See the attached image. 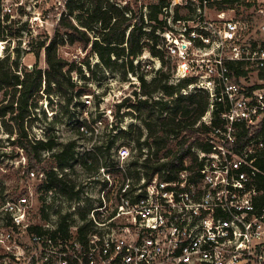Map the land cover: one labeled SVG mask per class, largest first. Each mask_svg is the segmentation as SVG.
Masks as SVG:
<instances>
[{"label": "built area", "instance_id": "1", "mask_svg": "<svg viewBox=\"0 0 264 264\" xmlns=\"http://www.w3.org/2000/svg\"><path fill=\"white\" fill-rule=\"evenodd\" d=\"M12 1L0 0L2 20ZM163 1L173 82L193 77L182 93L208 95L194 125L208 127L207 148L194 143L173 179L127 171L122 151L95 197L75 184L68 198L45 171L23 170L22 190L0 189V264H264V20L252 35L226 9L209 16L222 0Z\"/></svg>", "mask_w": 264, "mask_h": 264}, {"label": "trees", "instance_id": "2", "mask_svg": "<svg viewBox=\"0 0 264 264\" xmlns=\"http://www.w3.org/2000/svg\"><path fill=\"white\" fill-rule=\"evenodd\" d=\"M237 1L239 0H222L217 4V8H232ZM63 3L64 12L60 15L53 34L50 36L46 31L39 33L44 39L39 42L37 53L40 55L44 52L47 68L34 66L18 73L17 62L7 66L8 57L0 58V120L10 134V144L22 148L27 155L28 164L24 171L27 173L37 168L43 170L47 173L51 185L63 195L68 198L80 196V191L75 190V183L65 176L59 177L54 170V166H60L63 170L77 157L75 140L63 143L59 150L53 151L58 144L56 137L47 132L44 139L32 138L29 124L37 119L33 107L37 106L36 100L42 93L55 91L61 95L66 100L61 106V112L66 114L69 112L70 103L77 96L90 93L88 89L80 88L72 76L73 72H81L82 65L85 64L93 75L87 79L93 78L95 72L91 68L89 58L96 55L99 64L105 68L121 70L124 74H135L141 83V93L134 91V94L125 96L115 103L113 112L116 120L139 112L147 130L145 139L140 141L143 130L134 125H131L130 129H120L117 136L126 137L133 127H136L138 133L133 140L139 150H142L143 146L147 148L141 168L148 179L156 174L163 179L175 178L184 165V157L194 156L190 152L194 143L207 148L205 134L208 127L195 128L194 125L207 109L208 95L198 90L183 94L182 89L195 79L186 77L173 82L176 63L172 72L159 68V75H155L151 81H147V73L139 75L135 71L138 66L134 61L145 51L157 57L162 66H166L167 59H171L162 35L167 28L162 15L165 2L155 0L149 6L146 16L142 6L136 5L135 8L128 0L124 4L118 0H63ZM254 3L256 0H250L247 4ZM9 17L6 15L5 20L0 18L1 39L6 38L8 30L11 29L8 24L11 22ZM28 26V22H24L20 28ZM160 29L161 33L158 32ZM65 45H78L86 54L81 60L70 61L60 52V48ZM155 92L158 94L154 95ZM94 121L95 119L78 120L76 124L78 128L87 126L92 129ZM110 147L108 144L107 148ZM96 149L99 150L100 147ZM95 150L90 151L91 157L96 156ZM43 151H53L52 163L41 167ZM1 155L3 154L0 153ZM140 155L142 156V153ZM140 155L132 161V168L138 165ZM18 172L16 171V174ZM19 180L17 177V182ZM62 226L65 227L64 222Z\"/></svg>", "mask_w": 264, "mask_h": 264}, {"label": "rangeland", "instance_id": "3", "mask_svg": "<svg viewBox=\"0 0 264 264\" xmlns=\"http://www.w3.org/2000/svg\"><path fill=\"white\" fill-rule=\"evenodd\" d=\"M118 1L124 4V0ZM128 1L135 8H137L136 5L142 6L146 16L149 6L155 0ZM249 1L239 0L232 8H226L227 16H235L240 19L246 23L252 35H258L257 27L264 20V0H256V3L252 5L247 4ZM17 3L13 2L12 16L9 17L11 22L8 24L11 25V29L8 30L6 38H0V58L8 57L7 66L15 65L14 63L17 62L18 73H23L34 66L45 69L47 64L44 52L42 51L40 55L37 53L39 42L44 39V36H40L39 33L46 31L50 36L53 34L54 27L64 12L63 0H19ZM216 8L217 5L211 6L208 12L210 17L214 16ZM179 13L187 15L189 12L182 8ZM24 22H28L29 26L24 29L20 28ZM158 32L161 33L162 29ZM60 52L70 61L81 60L86 54L78 45L62 46ZM89 60L91 68L95 72L94 77L87 79L93 75L85 64L82 65L81 72H73L72 77L80 88L88 89L90 93L77 96L70 103L68 114L61 112V106L66 102L61 95L55 91L48 94L42 93L36 100L37 106L33 107L37 119L29 124V133L32 138H45L47 132L54 135L58 144L53 151L59 150L61 144L75 140L77 157L70 161L63 170L60 166L58 167L68 179L84 189V192H87L90 197H95L99 188L102 187L99 180L102 167H112V171H117L113 167L119 163L122 151H128V157L131 160L137 159L142 153L136 167L125 165L127 171L137 172L142 167L141 163L146 156L147 148L143 146L142 150H139L136 141L133 140L138 133L136 127H133L126 137H118L119 130L130 129L131 125L141 127L143 130L141 142L145 139L147 130L139 112L118 120L114 117L113 112L115 103L121 101L125 96L134 94V91H137L138 94L141 93L139 78L132 73L124 74L121 70L105 68L99 64L96 55L90 56ZM167 60V65L162 66L157 57L145 51L134 61L138 66L135 71L139 75L147 73L145 77L147 81H151L155 75H159V68L172 72L173 65L177 63V60L174 57ZM153 86L154 84L151 88ZM157 94L158 92L154 93V95ZM88 100L90 102H87ZM86 119H95L92 122L93 128L90 129L87 126L78 128L77 121ZM107 122L108 124H106ZM9 136L10 134L7 133L0 120V153L3 154L0 156V189L19 191L24 188L26 182L25 177L22 176L28 160L26 165L17 164L18 157L22 154L20 150L10 144ZM14 137L15 135L12 136V138ZM108 144L111 145L109 149L107 148ZM97 147L100 149L97 150ZM14 150L15 152H13ZM93 150L96 151L95 157H91L89 154ZM23 153L27 158L25 151ZM51 153L52 151H43L41 167H44L46 163H52ZM12 154L15 156H11ZM16 171L19 172L16 174ZM17 177L20 178L19 182H17Z\"/></svg>", "mask_w": 264, "mask_h": 264}]
</instances>
